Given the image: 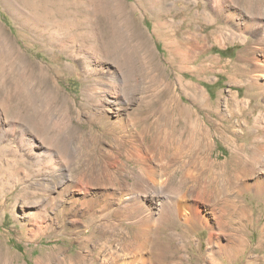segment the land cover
I'll return each mask as SVG.
<instances>
[{
  "label": "rangeland",
  "instance_id": "obj_1",
  "mask_svg": "<svg viewBox=\"0 0 264 264\" xmlns=\"http://www.w3.org/2000/svg\"><path fill=\"white\" fill-rule=\"evenodd\" d=\"M193 1L196 4L179 0H0V264H37L38 258L55 247H61V257L72 256L80 250L77 232L85 229L88 223L101 221L98 214L88 218L92 210L98 211L97 205L89 209L85 207L84 213L57 215L62 208L70 206L82 211L84 199H99L97 194L103 190L87 185L92 174L90 168L102 161L103 151L114 145V131L118 132L109 124L110 113L107 119L98 120L104 101L99 85L101 78L81 60L95 42L114 50L119 48L121 63L125 65L126 59H130L135 79L142 82L144 88L143 93L136 92L132 97L133 109H143L147 102H151L155 109L172 108L175 106L174 91L189 104L184 95H189V88L179 83L180 76L185 72L184 79L191 78L187 71H183L184 66L200 67L205 73L192 80L210 94V105L195 104L193 108L206 120L209 128L216 130L218 116L212 106L219 94L227 98L238 91L244 105L250 102L244 114L235 118L242 127L243 121L249 125V131L237 135L238 143L245 145L244 153L249 157L251 146L264 144L260 142L264 138V121L255 122L260 113H264V100L255 90L241 86L245 66L240 59L247 57L246 48H249L250 41L240 44L238 39L231 41L227 36L220 37L218 44L199 52L192 64L180 63L179 58L168 53L173 31L181 28L196 32L211 24L202 13L209 1ZM251 2L259 4L264 1L239 0L245 7ZM185 17L189 20L184 22ZM247 34L245 37L249 39ZM112 57L113 54L103 60L114 64ZM212 58L217 63L215 67ZM208 64L212 65L211 69ZM113 66L119 69L116 64ZM53 85L57 92L54 90L56 99L52 108L65 114L69 120L68 136L72 140L70 134L75 129L77 136L90 139L88 149L77 148V159L69 172L78 178L85 177L87 184L77 182L69 189L61 187L55 191L52 188L58 178L50 176L44 167L34 165L28 156L20 160L18 146L20 138L30 131L27 125L31 123H25L26 118L41 123V119H46L51 112L44 108L34 117L32 95L43 99L48 91L53 90ZM161 121L159 126L164 124ZM153 122L154 117H150L148 123ZM227 124L225 122L224 128ZM51 125L52 134L60 128L55 120ZM257 126L259 128H255ZM147 128L145 142L159 144L157 124ZM163 136L160 133L159 137ZM159 147L156 149L158 157L173 153V145L165 146L160 142ZM228 150L223 141L216 140L213 154L218 160L225 159ZM113 163L118 175L133 184L131 175L137 173L139 165L126 157ZM242 166H238L236 172L241 173ZM162 168L171 184L176 185L181 176L179 163H169ZM125 172L129 174L126 176ZM246 174L247 171L243 173ZM254 194L251 188L243 192L245 205L251 211V225L246 233L251 243L237 264H243L248 257L253 261L251 264H264V202L256 199ZM173 220L175 223L170 222L160 231L157 249L175 247L178 243L172 237L175 234L186 237L184 224L176 218ZM74 223L81 228L73 227ZM38 229L40 232L34 234ZM190 233L186 250L179 254L182 264L188 261L206 264L208 231L200 228ZM93 248L92 244L89 245L88 251L94 257ZM215 257L222 264H230L225 253ZM124 260L121 259V263L127 261Z\"/></svg>",
  "mask_w": 264,
  "mask_h": 264
},
{
  "label": "bare ground",
  "instance_id": "obj_2",
  "mask_svg": "<svg viewBox=\"0 0 264 264\" xmlns=\"http://www.w3.org/2000/svg\"><path fill=\"white\" fill-rule=\"evenodd\" d=\"M179 1L195 3L193 0ZM208 1L209 6L202 13L209 20L207 23L211 24L196 32L181 28L173 31L169 55L179 58L180 63L192 64L199 52L205 51L209 45L212 47L218 44L220 37L227 36L231 41L238 39L240 44L250 41L249 48H246L248 55L245 53L247 57L240 59L245 66L241 86L255 90L264 100V2H251L245 7L239 0ZM186 20L189 19L185 17L184 22ZM247 33L250 35L249 39L245 37ZM89 50L88 55L81 60L91 66V70L101 78L99 85L104 101L98 120L107 119V114L110 113L112 120L110 118L109 124L113 130L118 129V132L114 131V145L103 151L101 162L91 165L89 183H86L85 177L78 178L69 173L77 159V148L88 149L90 139L80 138L75 129L70 134L72 140L68 136L69 120L65 114L57 113L55 108H52L56 99L55 85L43 99L32 95L34 117L44 108L50 109L51 112L46 119L40 118L41 123H33L34 120L31 122L26 118L25 123H31L27 125L30 131L20 138L18 146L21 152L20 160L28 156L34 165L44 167L50 176L58 178L59 181L53 185L52 190L61 187L69 189L70 185L73 186L77 182L103 190L97 191L99 199L82 200V211L70 206L68 209L58 210L57 215L84 213L85 207L89 209L97 205L98 211L92 210L88 218L92 219L98 214L101 221L98 224L88 223L85 229L77 232L80 250L76 254L61 257V247H55L47 255L38 258L36 263L182 264L179 254L186 250L190 242L189 232L194 233L201 228L208 231L206 264H222L215 257L222 253H225L230 264H237L251 243L248 236L246 237L251 225V211L245 205L243 192L251 188L256 199L264 202V144L251 146L249 157L244 153L245 145L239 144L236 138L239 133L249 131L246 121H243L242 127V123L235 118L244 114L250 102L244 105L238 91L231 93L227 98L220 93L212 106L218 116V120H215L216 130H211L206 120L193 108L195 104L208 105L210 102L207 90L192 80L205 71L200 67L188 65L184 66L183 71H187L191 78L185 80V72H182L179 83L189 88V95L184 93L190 101L189 104L180 93L174 91L172 97L175 106L172 108L155 109L151 102H147L145 108L133 109L132 97L136 92L143 93L144 88L143 83L135 79V70L132 69L130 59H126V65L121 63L119 48L114 50L98 42L92 44ZM112 54L113 63L120 70L116 69L114 64L103 60ZM211 61L215 67V59L212 58ZM211 68L212 65L209 69ZM150 117H154L153 123L158 127L156 139L165 146L173 145L172 154H161L158 157L156 149L160 148V142H145L148 134L146 129L153 124L148 123ZM161 119V122L169 127L164 124L159 126ZM53 120L60 128L52 134ZM260 120L264 121V113H260L255 122ZM225 122L228 123L227 128H224ZM262 130L264 131V125ZM160 133L165 136L160 138ZM216 140L223 141L229 149L225 159L218 160L213 154ZM260 142L264 143V138ZM122 157L139 165L137 173L131 175L134 177L133 184L127 183L115 169L113 162L120 161ZM169 163H179L181 176L176 185L171 184L162 168ZM241 164V173L236 172V168ZM246 171L248 174L243 175ZM128 174L129 172H125L126 176ZM256 177L259 178L254 179ZM252 179L254 183L249 182ZM172 217L184 224L186 237L181 238L175 234L172 236L178 242L175 247L157 249L160 231L175 221ZM73 225L76 229L81 228L77 223ZM39 232L38 229L33 233ZM91 244L94 246V257L88 251ZM121 259L127 261L121 263ZM251 262V257H248L243 264ZM186 264L192 263L188 261Z\"/></svg>",
  "mask_w": 264,
  "mask_h": 264
}]
</instances>
